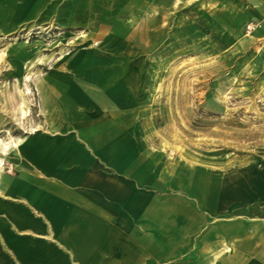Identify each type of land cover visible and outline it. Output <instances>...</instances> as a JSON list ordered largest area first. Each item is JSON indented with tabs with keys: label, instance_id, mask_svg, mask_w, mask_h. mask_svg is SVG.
<instances>
[{
	"label": "crops",
	"instance_id": "0c3cea01",
	"mask_svg": "<svg viewBox=\"0 0 264 264\" xmlns=\"http://www.w3.org/2000/svg\"><path fill=\"white\" fill-rule=\"evenodd\" d=\"M237 1L264 16V0ZM176 4L0 0V28L52 20L68 38L36 82L41 122L0 174V264H264V214L236 212L264 207V166L212 183L166 159L139 123L123 18L179 15Z\"/></svg>",
	"mask_w": 264,
	"mask_h": 264
},
{
	"label": "rangeland",
	"instance_id": "374dc122",
	"mask_svg": "<svg viewBox=\"0 0 264 264\" xmlns=\"http://www.w3.org/2000/svg\"><path fill=\"white\" fill-rule=\"evenodd\" d=\"M220 2L226 14L215 0H177L179 15L123 18L148 142L212 183L225 171L264 166V16ZM65 31L41 19L0 28V174L41 122L36 82L68 43ZM261 210L248 203L236 212Z\"/></svg>",
	"mask_w": 264,
	"mask_h": 264
}]
</instances>
